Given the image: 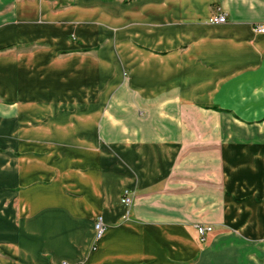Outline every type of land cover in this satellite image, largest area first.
<instances>
[{"label": "crops", "instance_id": "obj_1", "mask_svg": "<svg viewBox=\"0 0 264 264\" xmlns=\"http://www.w3.org/2000/svg\"><path fill=\"white\" fill-rule=\"evenodd\" d=\"M15 1L0 264H264V0Z\"/></svg>", "mask_w": 264, "mask_h": 264}, {"label": "built area", "instance_id": "obj_2", "mask_svg": "<svg viewBox=\"0 0 264 264\" xmlns=\"http://www.w3.org/2000/svg\"><path fill=\"white\" fill-rule=\"evenodd\" d=\"M226 21V17L222 14H219L218 16L212 17L209 22L211 24H223ZM255 31L257 33L260 34H264V27L261 26H257L255 27ZM133 200H134V193H132L131 191L125 190L122 193L121 196V203L126 206V207H130L133 204ZM106 229L105 224L101 221V219H99L97 221V223L94 226V231H95V239L98 240L102 237L104 231ZM212 231V228L209 226H200L197 227V232L199 234V236L203 239L205 234L209 233ZM60 264H69L65 261L61 262Z\"/></svg>", "mask_w": 264, "mask_h": 264}, {"label": "rangeland", "instance_id": "obj_3", "mask_svg": "<svg viewBox=\"0 0 264 264\" xmlns=\"http://www.w3.org/2000/svg\"><path fill=\"white\" fill-rule=\"evenodd\" d=\"M19 0H16L15 1V3H11V12H10V15L12 14V13H14L15 14V12H14V9H13V7H12V5L14 4V7H16L15 5H16V2H18ZM21 1H30V0H21ZM11 17H12V15H11ZM13 19V18H12ZM69 40L75 45L74 47V49H71V50H69V52H74V53H76V52H78V53H85L86 51H76L75 49L77 48V47H79V49H82L81 47L82 46H84V45H82L81 43H79L80 44V46H77V42H79V38H78V36L75 34V32L73 33H71V34H69ZM97 45V42H94V43H91L90 44V47H92L90 50H88V52H86V53H88L89 54V56H91V57H94L95 56V50H93V48L95 47ZM85 47V46H84ZM31 50H33V47L32 48H29V49H26V51H31ZM23 52V50H15V52H12L11 53V55L12 56H16V55H18V54H21ZM0 55H1V51H0ZM128 191H130V190H128ZM124 192V191H123ZM99 219H101V221L103 222V219L101 218V217H96L95 219H94V221H93V229H94V226H95V224L97 223V221L99 220ZM104 223V222H103ZM105 224V223H104ZM106 226V225H105ZM94 240L96 241V239H95V231H94ZM65 262H67V261H65ZM61 263V262H60ZM60 263H58V264H60ZM67 263H69V262H67ZM69 264H71V263H69Z\"/></svg>", "mask_w": 264, "mask_h": 264}, {"label": "bare ground", "instance_id": "obj_4", "mask_svg": "<svg viewBox=\"0 0 264 264\" xmlns=\"http://www.w3.org/2000/svg\"><path fill=\"white\" fill-rule=\"evenodd\" d=\"M104 234V233H103ZM103 236V235H102Z\"/></svg>", "mask_w": 264, "mask_h": 264}]
</instances>
